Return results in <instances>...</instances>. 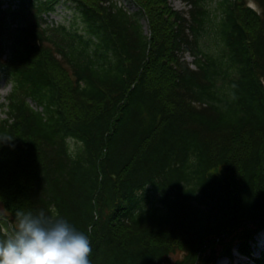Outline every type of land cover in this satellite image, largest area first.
<instances>
[{"label": "trees", "instance_id": "obj_1", "mask_svg": "<svg viewBox=\"0 0 264 264\" xmlns=\"http://www.w3.org/2000/svg\"><path fill=\"white\" fill-rule=\"evenodd\" d=\"M56 1L0 0V235L44 209L92 264H264V0H68L49 27Z\"/></svg>", "mask_w": 264, "mask_h": 264}, {"label": "clouds", "instance_id": "obj_2", "mask_svg": "<svg viewBox=\"0 0 264 264\" xmlns=\"http://www.w3.org/2000/svg\"><path fill=\"white\" fill-rule=\"evenodd\" d=\"M88 235L67 218L44 209H21L0 235V264H92Z\"/></svg>", "mask_w": 264, "mask_h": 264}, {"label": "rangeland", "instance_id": "obj_3", "mask_svg": "<svg viewBox=\"0 0 264 264\" xmlns=\"http://www.w3.org/2000/svg\"><path fill=\"white\" fill-rule=\"evenodd\" d=\"M117 6H120L127 10L128 12H135L137 8L133 4L132 0H112ZM210 1V0H207ZM17 0H13V5L16 4ZM171 6L180 11H186L190 8V5L185 4L182 0H170ZM70 6V5H69ZM71 9V8H70ZM72 16V10L70 11L66 8V5L63 3H59L56 9V12L52 15L48 16V23H50V19L54 22L65 23L67 24L68 19ZM141 23L143 25V31L145 34H148L147 29V22L142 19ZM185 53V54H183ZM182 56L184 55L185 58H189V54L187 52H183ZM187 60V59H186ZM10 84L7 83L4 79H0V117H5L3 112V108L1 104L4 102L5 97L10 91ZM264 249V231L260 232V234L256 238V242L254 245V256H258V250ZM177 258V256H176ZM228 260L226 258H222L218 261L217 264H228ZM234 264H253L251 260L247 257L239 256L236 254V259Z\"/></svg>", "mask_w": 264, "mask_h": 264}]
</instances>
